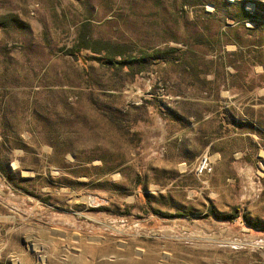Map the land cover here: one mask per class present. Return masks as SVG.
Wrapping results in <instances>:
<instances>
[{
    "label": "rangeland",
    "instance_id": "rangeland-1",
    "mask_svg": "<svg viewBox=\"0 0 264 264\" xmlns=\"http://www.w3.org/2000/svg\"><path fill=\"white\" fill-rule=\"evenodd\" d=\"M0 264H264V0H0Z\"/></svg>",
    "mask_w": 264,
    "mask_h": 264
}]
</instances>
